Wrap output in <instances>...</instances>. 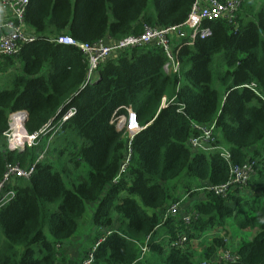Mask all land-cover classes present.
Masks as SVG:
<instances>
[{
	"label": "trees",
	"instance_id": "obj_1",
	"mask_svg": "<svg viewBox=\"0 0 264 264\" xmlns=\"http://www.w3.org/2000/svg\"><path fill=\"white\" fill-rule=\"evenodd\" d=\"M193 2L29 0L23 21L35 39L2 57L4 71L13 59L21 71H11L0 89V140L12 112L25 111L29 134L57 122L70 107L75 113L53 134L52 140L62 139L47 151L57 154L55 162L38 160L36 147L3 153L1 140L0 179L7 162L35 166L29 178L17 181L14 197L0 206L7 239L0 245V264H55L57 245L76 234L86 203L97 201L92 223L110 227L117 216L119 225L95 248L92 264H198L181 246L164 242L175 241L187 225L175 217L159 223L163 211L180 201L182 190L191 194L201 181L210 186L228 180L223 150L234 164L256 162L247 187L253 185L263 198L232 192L223 198L207 190L206 199L194 205L192 230L224 232L231 223L250 231L251 237L238 246L239 259L217 264H264V0L256 7L245 0L236 25L216 19L208 23L210 36L181 39L174 50L176 73L165 71L163 49L147 44L110 57L100 64L97 79L86 83L83 52L53 40L67 34L93 43L141 33L144 26L178 25ZM215 55L222 58V93L212 87ZM251 82L261 95L242 86ZM163 96L167 101L161 106ZM127 106L144 128L132 139L126 171L113 183L127 149L111 120L126 114ZM212 122V149L192 153L188 139L197 133L192 125ZM68 141L75 144L73 151ZM145 243L148 251L140 257ZM225 246V237H214L200 260Z\"/></svg>",
	"mask_w": 264,
	"mask_h": 264
},
{
	"label": "built area",
	"instance_id": "obj_2",
	"mask_svg": "<svg viewBox=\"0 0 264 264\" xmlns=\"http://www.w3.org/2000/svg\"><path fill=\"white\" fill-rule=\"evenodd\" d=\"M245 0H194L187 14L186 19L178 24L171 26H144L141 33L128 34L120 39H113L110 42L98 40L93 43H83L75 40L67 34H60L53 38L54 41L73 45L78 47L87 60V75L86 83L91 82L94 74H98L100 64L111 57L113 53H119L133 47L145 46L147 44L154 45L163 49L167 59L164 63V69L167 73H176L179 70V63L174 58V50L183 38L195 39L206 38L211 35L212 29L208 23L216 19H224L231 25H236L237 11ZM29 0H0V9L6 16L5 22L0 25L3 31L0 33V59L4 56H11L18 52L23 43L31 42L35 39L34 34H30L23 29L24 14ZM250 88L257 95H261L254 82L242 85ZM167 101L165 96L162 97L161 106H164ZM126 114L114 115L112 123L122 131V137L126 143L127 153L120 165L118 174L113 179V183H117L121 175L126 171L129 164L131 153V142L134 136L141 131L144 126L137 121L136 114L131 107H124ZM75 113V108H68L60 117L53 123L50 122L47 126L38 132L29 134L24 129V139L22 146H19L20 137L15 136L12 129L13 124L17 122L24 126L26 118L25 111L18 110L12 112L9 116L8 128L2 133L3 153L8 151H22L26 146L35 144L37 137L40 134L53 135L56 133L63 122L70 118ZM197 132L191 135L188 139V147L192 153L199 151H208L212 149L214 141L215 122L207 124L192 125ZM25 128V127H24ZM26 145V146H25ZM46 152L40 153L38 160H42ZM222 156L229 162V178L226 182L218 185H210L206 190L214 192L217 196L226 198L232 191L247 188L251 179L255 174L254 160L247 159L243 164H234L230 160L228 151L223 150ZM35 164L22 166L19 162H7L4 166V171L0 179V206L8 202L14 197L16 192L17 181L20 178H29L34 170ZM179 214V203H171L161 214L159 225L163 224L169 218L177 217ZM197 218L195 212H191L182 217V222L185 225H190ZM105 226L103 235L97 239L93 247L82 259L79 264H92L93 253L95 248L101 243L105 237L115 231V228ZM148 238V237H147ZM189 241V234L184 233L179 235L175 241L167 242L173 247H182ZM59 247V244L57 245ZM140 257L147 251V243L140 247ZM239 259L237 249H230L227 245L219 248L211 257L199 260L198 264H217L220 262H235ZM55 264H62L55 263ZM70 264V263H65Z\"/></svg>",
	"mask_w": 264,
	"mask_h": 264
},
{
	"label": "rangeland",
	"instance_id": "obj_3",
	"mask_svg": "<svg viewBox=\"0 0 264 264\" xmlns=\"http://www.w3.org/2000/svg\"><path fill=\"white\" fill-rule=\"evenodd\" d=\"M252 1H253V4L256 7V4L259 3L260 0H252ZM219 57H220V55H215L213 60H212V62H211V69H212V73H213L212 87L218 89L219 92L222 93L223 92V83H222V80H221V76H222V74H221V72H222V58L218 59ZM8 79H9V74L7 75V79L6 78H3V79L0 78V89L5 87V84L8 81ZM92 81H95V74L92 77L91 82ZM52 138H53V135H51V136H49V135L47 136L46 135L45 136L43 134H40L37 137L35 144L30 145V147H38V148H40V150H38L40 153L47 152L48 149L52 148V145L54 144V142L58 143V142L62 141V139H59V140L55 141V139L52 140ZM1 140H2V138H1ZM66 146L70 149V151H73L74 150L73 148L75 147V144H73L70 141H68L66 143ZM67 166H68L67 167L68 169H72V164H67ZM66 184L68 186L67 182H66ZM199 189H201V188H196V189H193V190H199ZM195 194L199 195V191H196ZM186 195H188V197L191 196L190 193H186L185 191L182 190L177 197H178L179 200H183L182 202H184V201H186L185 200L186 198H184ZM96 206H97V202H88V203H86V212H85L84 216L82 217V219L79 221V224H78V227H77V232L73 236V237H78V239L76 241L81 243V245H82V248H81L80 254H79V258L77 260H75L74 262H66L64 260H61V258H60V256L62 258H64L63 256H64L65 253L70 254L72 257H74L76 255V253L72 250V248L63 249L66 245H68V244L73 242L71 240L72 237L70 239H66V240H63V241L60 242V246L58 248V250H59L58 258L60 260L59 262H62V264H65V263L79 264V263H81L82 259L87 255V253L93 247L94 244L90 247L91 241H92L91 239H92V237L95 234V229H98V227H100V226H96V225H94L92 223V215H93V212L96 209L95 208ZM113 222H114V220H113ZM113 222H112L111 226L114 224ZM230 222H231V220H230ZM227 225L228 226L225 229V231L224 232L222 231V236L225 237V242L227 240L226 245L230 249H235V247H236V245L238 243H240V242H242L244 240H248L251 237V235H252V232H250V231H240L231 223H227ZM114 227L112 226L111 228L113 229ZM116 228H117V226H116ZM185 228H186L185 229L186 230L185 233H188V232L190 234L193 233L192 224L189 225V226H185ZM103 229H105V227L101 226L100 230H103ZM216 229L218 230V228H216ZM102 235H103V233H102ZM5 241H7V239L4 236L3 230H2V228L0 226V245L3 246ZM185 246H186V244H185ZM61 249H63V250H61ZM1 252H2V248H0V254H1ZM70 255L66 256L65 259H70ZM193 259H194L195 262H198L201 259V255L199 253H194Z\"/></svg>",
	"mask_w": 264,
	"mask_h": 264
},
{
	"label": "crops",
	"instance_id": "obj_4",
	"mask_svg": "<svg viewBox=\"0 0 264 264\" xmlns=\"http://www.w3.org/2000/svg\"><path fill=\"white\" fill-rule=\"evenodd\" d=\"M260 2H261V0L259 1V3ZM259 3H257V4H259ZM5 20H6V16L2 12V10L0 9V25H2L5 22ZM23 29L25 31H27L28 33H30V34H35L34 33V30L31 27H29V26H27L25 24L23 25ZM103 40L105 42H110L112 40V38H110L109 36H106ZM117 54L118 53H113L111 55V57H115ZM12 62L13 63L8 64V68L4 71L3 70L4 69V63L2 61V58L0 59V63H1L0 64V78L1 79L6 78V76L11 71H15V70L21 71L20 63L16 59H13ZM97 76L98 75L95 74V80L97 79ZM2 144L4 145V143H2ZM2 144H1V140H0V149L2 148V146H1ZM36 149L40 150V148H38V147H36ZM252 149L253 148H250L249 150L252 151ZM42 160H44V161H50V162H55L57 160V154L55 152H46V154L42 158ZM208 185H209V182L208 181H201L200 182L201 189L192 191L193 193H191V196H189V197H188V195H186L184 197V198H186L185 199L186 201H184V202H182L183 200L178 201V203H179V214H178L177 217H175L176 219L182 220V217L184 215L189 214V213H191L194 210V205L197 202L204 201L206 199L207 190L204 189V188L207 187ZM196 191H199V195L195 194ZM231 194H232V196H243V197H246V198H255V199H257V198H263L262 195H261V193L253 185H251V186H249L247 188L241 189V190L232 191ZM97 203H98V201H97ZM228 204L230 206H234V203L232 201H229ZM114 218H115L114 219V222H113L114 224L112 226L113 227L115 226L114 228L116 229V226L118 227L119 222H118L117 216H115ZM100 227H98V229H95V234H94V236L91 239L92 241H91L90 247L102 235L103 230H100ZM184 233H185V230L178 232L179 235L184 234ZM221 236H222V231L219 228H218V230L217 229H212V230L207 231V232H200V233L193 232L192 234H190L189 241L186 243V246L184 244L182 246V248H184L185 250H187L188 252H190L192 254V256L194 255V253L201 254L202 250L207 245H209V243L212 241V239L214 237H221ZM159 238L161 239L162 236L160 235ZM77 239H78V237H73L72 236L71 240L73 242L70 243V244H68V245H66L63 248V249H65V248H68V249L72 248V250L76 253V255L74 257H72L70 254L65 253L64 256H63L64 258H62L60 256L61 260H64L66 262H74L75 260H77L79 258V254H80V250L82 248V245H81V243H79V242L76 241ZM226 242H227V240H226ZM239 245H240V243H238L236 245L235 249H238V246ZM59 246H60V244H59ZM63 249H61V250H63ZM58 253H59V250H58ZM68 255H70V259H65V257L68 256ZM58 256H59V254H57L56 263H60L59 262L60 260H59Z\"/></svg>",
	"mask_w": 264,
	"mask_h": 264
},
{
	"label": "bare ground",
	"instance_id": "obj_5",
	"mask_svg": "<svg viewBox=\"0 0 264 264\" xmlns=\"http://www.w3.org/2000/svg\"><path fill=\"white\" fill-rule=\"evenodd\" d=\"M24 126L23 125H21V124H18L17 122H15L14 124H13V129H12V131H13V133H14V135L15 136H19L20 137V143H19V146H22L23 145V143H22V139H24V136H21V135H24ZM25 140V139H24Z\"/></svg>",
	"mask_w": 264,
	"mask_h": 264
},
{
	"label": "water",
	"instance_id": "obj_6",
	"mask_svg": "<svg viewBox=\"0 0 264 264\" xmlns=\"http://www.w3.org/2000/svg\"><path fill=\"white\" fill-rule=\"evenodd\" d=\"M26 114V113H25ZM26 117H27V115H26ZM25 120H26V118H25ZM25 122V121H24Z\"/></svg>",
	"mask_w": 264,
	"mask_h": 264
}]
</instances>
